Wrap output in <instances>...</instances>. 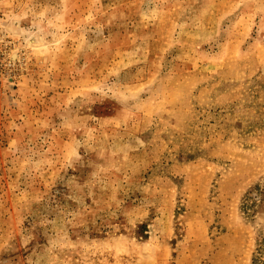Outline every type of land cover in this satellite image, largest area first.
<instances>
[{"label":"rangeland","instance_id":"obj_1","mask_svg":"<svg viewBox=\"0 0 264 264\" xmlns=\"http://www.w3.org/2000/svg\"><path fill=\"white\" fill-rule=\"evenodd\" d=\"M0 264H264V0H0Z\"/></svg>","mask_w":264,"mask_h":264}]
</instances>
